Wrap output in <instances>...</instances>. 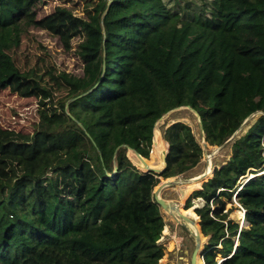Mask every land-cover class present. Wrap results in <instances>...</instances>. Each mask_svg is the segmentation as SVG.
I'll return each instance as SVG.
<instances>
[{
	"label": "trees",
	"instance_id": "1",
	"mask_svg": "<svg viewBox=\"0 0 264 264\" xmlns=\"http://www.w3.org/2000/svg\"><path fill=\"white\" fill-rule=\"evenodd\" d=\"M94 1L87 18L65 7L39 18L45 0H0V89L37 99L39 117L32 134L0 127V264H160L167 228L152 190L195 167L202 149L179 121L163 128L161 174L116 150L150 159L156 122L181 106L200 114L211 146L264 113V0H211L193 12L188 0L178 10L164 0ZM32 29L66 51L81 40L82 75L21 67ZM230 148L186 202L193 216V200L204 201L199 264H264V115ZM235 204L242 223L230 218Z\"/></svg>",
	"mask_w": 264,
	"mask_h": 264
},
{
	"label": "rangeland",
	"instance_id": "2",
	"mask_svg": "<svg viewBox=\"0 0 264 264\" xmlns=\"http://www.w3.org/2000/svg\"><path fill=\"white\" fill-rule=\"evenodd\" d=\"M210 1L211 0H188V2H190L192 12L204 9V6L206 4L208 5ZM164 2L168 4L169 7L175 8L176 10L185 7L187 4L186 0H164ZM94 4V0H45V3L40 5L38 9V17L41 18L51 14L56 7H65L70 9L75 16L87 18L90 11H92ZM181 13L184 18L189 16L187 11H182ZM80 42L81 40L78 38L74 39L72 42V49L70 51H66L64 50L58 37H55L44 30L32 29L29 36H27L22 43V56L19 57L20 66L27 68L36 65H39L40 67L55 65L59 71H65L73 75L81 76L83 73V62L77 55V49ZM25 55L27 56V59L25 58ZM260 116V114H255L251 117L233 139H236L246 133L249 127ZM164 120L160 121L158 124L159 130L162 131L166 124L171 123L173 120H182L191 125L197 138L200 140L198 120L192 114H188L184 111L175 112L172 115H167ZM38 122L37 99L21 98L11 93L9 90L0 89V127L32 134ZM158 150L159 151L155 153V155L151 153L150 159L148 160L153 167L161 169L163 167V157L167 153V147L164 148L162 146V148L159 147ZM230 152V146L222 149L218 148L217 150H209L208 154H211L212 167L214 168L217 165L225 164L230 157ZM127 154H130L129 151ZM205 168L206 162L204 161L200 166H198L196 171L203 172ZM247 176L244 179V182H246V180L250 177L249 175ZM187 187L183 186L172 191L169 190L165 192V197L171 198L174 201L183 200V204L186 205L188 198L193 194V192L200 190L202 188V184L198 189H194L188 196H185ZM203 206V200L195 199L193 200V206L191 208L196 211L197 208H201ZM235 206L239 209H236L231 214L230 218L242 223L243 220H239L236 214L237 211L241 210V208L238 204H235ZM230 207L231 205L228 206V208ZM165 218L167 219L166 216ZM168 228L169 230L167 229L166 232L163 233V237L161 239L166 247V255L160 261V264H178V241H180V238L176 235L178 234L179 236L180 233H185V230L179 227H173L172 225ZM185 253L188 254V251L185 250ZM218 260L221 262V258H218Z\"/></svg>",
	"mask_w": 264,
	"mask_h": 264
},
{
	"label": "water",
	"instance_id": "3",
	"mask_svg": "<svg viewBox=\"0 0 264 264\" xmlns=\"http://www.w3.org/2000/svg\"><path fill=\"white\" fill-rule=\"evenodd\" d=\"M181 111H184L188 114L189 113L192 114L198 120V126L200 128V140L197 138L191 125H189L185 121L173 120L171 123L166 124L165 128L179 121L188 124L192 128L200 144V147L202 149V153H203L202 160L195 167L187 169L186 171H184L183 173L177 176L165 178L161 183H158L155 186V188L152 190V197L154 199V202L159 206L161 210L162 216L166 223L165 227L169 230L168 227L172 225L173 227H177V228L179 227L185 230V233H182V234L180 233L179 236L178 234L176 235L178 238H180V241H178L179 243L178 244L179 255L177 257L179 261L178 264H199V261H203V251H204L205 246L208 243V238L204 236L201 230V225H200L201 218L198 216V214L196 213L194 209L192 210V212L195 215V217L194 215L192 216L190 213H188L190 208L186 209V205L183 204V200L174 201L171 198H166L165 192L169 190L172 191L176 188L183 187V186L187 187L191 184H195L198 182H201V184L203 185V183L207 182L209 179H212L214 177L215 171L223 167L226 163L223 165H217L216 167L213 168L212 161H211V154H208V151L211 149L213 150H217L218 148L222 149L229 145L231 146V143H233L234 141L233 138L235 137L236 134H238V132L246 124V122H248L249 119L253 117L255 114L264 115V113L257 112L251 115L249 118H247L242 124V126L240 127V129L237 130L221 146H217V145L211 146L206 140V134L203 128L200 114L195 109H193L191 106L178 107L176 109L171 110L167 114H165L161 119H159L156 122L155 127H154L153 148L151 152L153 155H155V153L159 151L158 148L156 147V144H157L156 136L157 135H159V139L162 142V146L164 148L167 147V151H166L167 153H168V148H169V145L163 139L164 129L162 131L159 130L158 124L160 123V121H163L167 115H172L175 112H181ZM162 146L160 148H162ZM122 148L126 149V156L130 158L131 161L135 164V166L143 172H154L156 174H161L167 168V162H166L167 153L163 157V160H162L163 167L159 169V168H155L152 165H150L148 159H145L137 151L131 149L127 145L120 146L116 150V154ZM128 151L130 153L129 155L127 154ZM134 157L138 159V162L134 160L135 159ZM116 158L117 156L114 158L113 172L112 173L106 172V174H108L109 176H113L118 171V165L116 162ZM203 160L206 162V168L203 172H197L196 170L198 169V166H200L204 162ZM139 164L142 166H140ZM234 200L236 201L235 198ZM165 216L167 217V219L165 218ZM195 226H197L198 230L194 228ZM185 250L188 251V254L185 253Z\"/></svg>",
	"mask_w": 264,
	"mask_h": 264
},
{
	"label": "bare ground",
	"instance_id": "4",
	"mask_svg": "<svg viewBox=\"0 0 264 264\" xmlns=\"http://www.w3.org/2000/svg\"><path fill=\"white\" fill-rule=\"evenodd\" d=\"M236 214H237V217H238L239 220H243L244 221V218H245V212H244V210L241 209L240 211H237ZM194 228L196 230H198L197 229V226H195Z\"/></svg>",
	"mask_w": 264,
	"mask_h": 264
}]
</instances>
